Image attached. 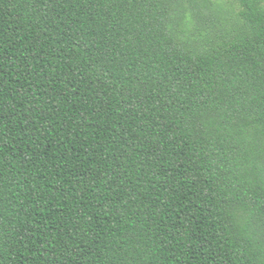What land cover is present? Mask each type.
Wrapping results in <instances>:
<instances>
[{
	"label": "trees",
	"instance_id": "obj_1",
	"mask_svg": "<svg viewBox=\"0 0 264 264\" xmlns=\"http://www.w3.org/2000/svg\"><path fill=\"white\" fill-rule=\"evenodd\" d=\"M0 264H264V0H0Z\"/></svg>",
	"mask_w": 264,
	"mask_h": 264
}]
</instances>
